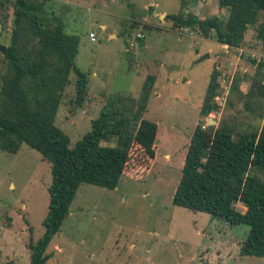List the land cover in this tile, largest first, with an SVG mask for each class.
Here are the masks:
<instances>
[{"label":"rangeland","instance_id":"374dc122","mask_svg":"<svg viewBox=\"0 0 264 264\" xmlns=\"http://www.w3.org/2000/svg\"><path fill=\"white\" fill-rule=\"evenodd\" d=\"M11 1L0 0V46L10 43ZM54 1L66 32L79 38L76 65L89 77L86 99L78 106L70 74L57 110L55 124L68 135L70 146L114 98L138 106L149 75L154 90L142 116L154 121L158 130L156 156L149 158L135 144L114 189L79 186L47 246L46 264H264L260 257L239 253L246 225L172 204L196 125L205 130L227 126L241 134L264 121V98L259 107L256 99L246 96L257 72L252 61H264L259 37L264 11L245 32L243 45L227 50L197 27H176L165 18L181 12L180 0ZM218 1L188 0L185 11L199 18L226 17L228 11ZM90 32H95V41ZM2 54L0 50L3 73ZM212 71L217 73L219 93L211 99V111L202 115ZM235 79L238 87L232 89ZM101 144H114V138ZM251 172L258 169L251 167ZM50 179V164L27 144H20L16 153L0 149V264H29L27 245L43 233ZM236 207L244 210L240 203Z\"/></svg>","mask_w":264,"mask_h":264},{"label":"trees","instance_id":"16d2710c","mask_svg":"<svg viewBox=\"0 0 264 264\" xmlns=\"http://www.w3.org/2000/svg\"><path fill=\"white\" fill-rule=\"evenodd\" d=\"M187 4L188 0H180L181 12L166 14L165 18L176 27L195 26L203 36L234 48L243 45L245 32L264 11V0H219V7L228 11L226 17L199 18L185 11ZM11 6L10 43L2 52L6 69L0 72V149L16 153L25 143L50 164L43 233L36 241L30 238L27 245L29 264H46L50 257L47 246L67 217L81 184L114 189L135 144L154 158L157 124L142 116L154 77L149 75L144 80L138 106H126L120 104V96L114 98L102 106L90 130L70 146L68 135L55 124V118L70 74L75 77V103L80 106L87 96L88 73L76 65L79 38L66 32L54 0H12ZM259 37L264 41L263 30ZM252 62L257 72L246 96L256 99V106L261 107L264 61ZM216 78V71H212L200 108L202 115L211 111V99L218 96ZM237 87L235 79L232 89ZM112 137L114 144H101ZM251 167L258 172L252 173ZM237 203L244 210L237 209ZM172 204L208 213L232 225H246L240 255L264 259V121L241 134L232 127L205 130L196 125ZM5 264L16 263L10 260Z\"/></svg>","mask_w":264,"mask_h":264},{"label":"crops","instance_id":"0c3cea01","mask_svg":"<svg viewBox=\"0 0 264 264\" xmlns=\"http://www.w3.org/2000/svg\"><path fill=\"white\" fill-rule=\"evenodd\" d=\"M219 15V14H218ZM101 27L103 28V27H105L104 25H101ZM221 46L223 47V48H225V49H227L228 50V48H234V47H228L227 45H224V44H221ZM153 89L152 90H154V86L152 87ZM151 90V91H152ZM151 94V93H150ZM150 96V95H149ZM156 96H158V95H156ZM157 130H158V128H157ZM157 135V134H156ZM191 138V137H190ZM190 141V140H189ZM155 144H156V141H155ZM154 150H155V148H154ZM187 150V149H186ZM186 150H185V153H186ZM155 154H156V152H155ZM156 155H154V157H155ZM153 159V158H152Z\"/></svg>","mask_w":264,"mask_h":264},{"label":"built area","instance_id":"2783aa9c","mask_svg":"<svg viewBox=\"0 0 264 264\" xmlns=\"http://www.w3.org/2000/svg\"><path fill=\"white\" fill-rule=\"evenodd\" d=\"M89 38L91 41H95V32H90L89 33Z\"/></svg>","mask_w":264,"mask_h":264},{"label":"water","instance_id":"95a60500","mask_svg":"<svg viewBox=\"0 0 264 264\" xmlns=\"http://www.w3.org/2000/svg\"><path fill=\"white\" fill-rule=\"evenodd\" d=\"M5 49V46H0V50L3 52ZM213 122L212 120L209 121V123Z\"/></svg>","mask_w":264,"mask_h":264}]
</instances>
